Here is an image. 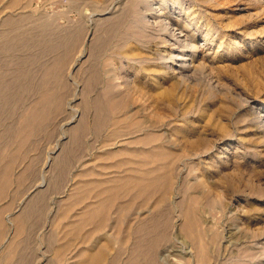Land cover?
Wrapping results in <instances>:
<instances>
[{
    "label": "bare ground",
    "instance_id": "1",
    "mask_svg": "<svg viewBox=\"0 0 264 264\" xmlns=\"http://www.w3.org/2000/svg\"><path fill=\"white\" fill-rule=\"evenodd\" d=\"M48 1L53 0H37L38 3L34 0H0V123L4 125L3 130L0 131V164H4L7 159H11L14 163L15 159L26 158L31 138L34 134L40 135V132L48 139L56 137L58 133V138L54 142L56 145L52 147V153H47L44 163L47 165L48 161H53V153L62 144L61 164H63L79 142L82 131L88 123L85 114L79 115L78 106L75 112H69L74 106L72 102L75 95L81 90L79 82L75 81L78 86L75 90L72 89L74 93H71L70 80L74 76H83L85 82L83 90L88 96L87 90L92 88L91 86L98 79V72L96 73L93 66L91 70V65H88L89 58H92L95 50L92 49L85 60L84 57L87 55L88 46L94 48L98 41L102 42V38L96 35L98 31H94L90 23L85 22V25V20L63 25L59 22L61 14L56 13V10L55 13L44 10ZM67 1L74 8H80L79 12L82 16L84 5L88 1L97 2V0ZM107 2L110 3L109 0H104L102 5L105 7L102 9L108 7ZM170 2L172 5L178 4L181 8L178 10V15L169 9ZM40 3L45 6L44 9ZM132 3H134L136 22L139 24L137 34L134 33L133 36L140 38L139 32H141L143 40L161 38L166 48L157 59L172 70L176 77L171 73L157 72V77H161V81L166 83H161L154 89L155 83L147 84L151 77L149 80L147 77L143 80L142 76L141 81L135 79L133 75H128L123 81L126 86L119 93L113 92L114 88L110 82L104 87L107 93L105 98L97 94L91 99L83 98L85 108L87 106L94 108L93 118L89 120L94 124L92 126L95 133L99 127L109 122L115 125L109 133V138L115 140L117 136H123L124 139L128 133L133 134V138L131 141L130 139L120 141L121 146L117 149H104V153H101L105 156L101 157L99 153L90 160L91 162L85 160L81 163L83 165L80 167L81 171L76 172L75 181L69 180L73 186L60 201L61 216L67 221L64 228L68 231L61 233L70 235V232L77 231V235L73 237H81H77L81 240L78 241L80 249L72 253L67 261L65 258L68 255L66 251L70 248L69 244H74L76 241L72 240L71 235L70 243L65 242L66 245L69 244L67 247L64 245L66 251L65 248L63 251L61 249V264L64 259L66 264H165L168 258L162 255L161 250L171 241L172 234L180 233L186 236L185 240L189 245L185 246L189 254L187 264H264V258L256 260L259 257V250L254 253L250 250V246L246 247V245V248L234 250L235 247H231V242L225 241L218 222L214 221L216 218L211 220L207 215L208 207H218L219 211L224 213L227 208L226 198L251 196L257 190L256 186H259L258 183H261L262 178L253 173L255 170H248L247 166L241 164V158L236 151L226 152L219 149L220 142L224 140H212L203 134L192 137L187 132L180 138L181 129L176 125L178 121L189 115V93L197 84L199 78L197 73L203 72V65H208V62L203 61L204 58L203 62H196V54L200 51L203 57L207 58L218 43L216 39L218 34H215L213 24L209 21L204 22L203 26L206 27L203 33L204 42L200 46L196 43L199 32L191 29L192 19L195 18L196 13L186 1L132 0ZM183 12L186 13V18L181 17ZM105 13L100 12V14ZM190 14H193L192 19L189 17ZM261 32L263 33L264 29ZM129 39L127 38L128 41ZM127 40L121 45L119 43L120 49L127 48ZM223 44L222 39L214 57ZM140 58L133 56L131 59L140 62L142 61ZM149 60L156 62V57H149ZM152 80L154 82V79ZM161 86L165 88L161 89ZM219 90L223 89L219 88ZM153 101H156V106L164 104L165 110L167 109L164 113L160 112L163 117L159 113L162 124L160 122L147 124L144 118L145 112L151 111L155 103ZM150 115L153 116L151 113ZM260 118L264 126V112L261 113ZM158 126H162L160 127L162 129L168 128L169 137H172L169 143L165 140L168 139L165 131H157ZM176 128L180 130L174 132ZM66 133L70 134L69 141L61 142L62 136ZM161 139L162 141L159 142ZM103 141L105 142L104 138ZM130 144L138 147L131 148ZM140 145H151V149H140ZM14 146L17 150L13 148ZM103 157L107 159L106 162ZM30 161L32 163L29 165L34 164L36 157H31ZM109 169L115 171L108 172ZM100 171L103 173L99 174ZM149 203L151 205L147 207ZM175 219H180L179 225ZM19 222L21 224L22 220ZM18 223V227L23 228ZM1 225L3 226L2 222L0 224L2 228ZM233 229L230 230L232 236L236 232ZM243 240L246 242L250 238L245 237ZM180 242L185 245V242ZM3 254L2 257L5 259ZM9 262L12 263L8 261V264Z\"/></svg>",
    "mask_w": 264,
    "mask_h": 264
},
{
    "label": "rangeland",
    "instance_id": "2",
    "mask_svg": "<svg viewBox=\"0 0 264 264\" xmlns=\"http://www.w3.org/2000/svg\"><path fill=\"white\" fill-rule=\"evenodd\" d=\"M34 1L35 3H38L37 0ZM109 1L110 3L107 2L106 6L108 7L105 9H102L105 7L102 5L104 0H97V2L88 1L83 8V13H84L83 16L85 17V19L81 15L82 13L79 12L80 8L79 9L74 8V6H72L67 0L48 1L45 5L46 8L45 6H43L42 3H40V6L43 9L45 8L44 10L48 12L54 11V13L56 10V13L61 14V17L59 18V22H61L63 25H68V24L71 25V24H75V22L79 23L78 21L83 22L85 20L84 23L85 22L87 24L90 23L94 31H98V33L96 32V35L100 37V39L102 38L101 40L102 42L98 41L94 48L88 46L87 55L86 57H84L85 60V58H87V56L90 55V52L95 50V53L93 51L92 58H89L90 60L88 61L89 62L88 65L89 64L91 65V70L93 66V69L96 71V73L98 72L97 73L98 83L96 82L95 83L96 85L94 84L93 86H91L92 88L87 90L88 92V96H87V93H85L83 90L85 84L83 76L82 77L74 76V78L70 80L72 83L70 87L71 90L72 89L75 90L76 87L78 86L75 81L79 82L80 84L79 88L81 90H78L79 92H77V94L75 95V99H74L75 101L73 100L72 102V104L74 105L73 106L74 109L70 108L69 112L70 113L75 112L76 107L78 106L77 108L79 115L85 114V116H87L88 118V123H90L89 125L87 123L85 129H83L82 131L83 134L81 133L82 135L80 137L79 142L77 144L75 143L76 144L75 147L77 145H79L80 147V151L77 152V155L81 153V157L79 161L81 163L82 162L84 163L85 160L86 162L92 160L93 157L96 156L97 154L99 155V153L101 154V157L105 156L104 154L102 155V153H104L105 150L111 148L117 149L121 146L120 141L123 140L128 141L129 139L131 141L133 138V134L131 133H128L126 136L124 135L125 136L124 139L123 136L122 137L117 136L115 140L109 138L110 137L109 133H111L112 129L115 127L113 123H109V122L99 127L97 129V132L95 133L94 126H92L94 124L93 123L91 124L90 122V120H92L94 115V108H92V106H87L85 108L84 107L85 105L82 102L84 99H86L87 97L88 99H91L96 94L98 96L102 95V97L105 98L107 96V93L104 87L106 83H110V82L114 88L113 92L119 93L120 91L124 90V87L126 85L125 82L123 81H125L128 75H133L135 79L141 81H142V76H143V80L146 79V77L149 80L151 77V80L154 79V82L153 80L152 81L150 80L147 84L151 85L152 83L153 84L155 83L153 86L154 89H156L159 84L161 85V83L162 84L166 83L161 81V77H157L158 75L157 72L171 73L174 77H176V75H174L172 70L167 68L162 61H159L157 59L160 53L162 54L164 52V49L166 48V46H164L163 43L161 42V38L154 37L153 39L145 38V40H143L141 32H139L140 38L133 36L134 33L137 34L136 30L139 28L138 26L139 24L138 22H136V18H135L136 16L133 7L134 3H132V0H116V1L109 0ZM184 1L187 2V5H191L190 8H192V10L194 9L196 13L195 18H193L194 20L192 19V16L195 13L190 14L189 16L193 21L191 29H196L199 32L197 34L196 43L201 46L202 42H204L203 33L205 32L206 27L203 25L204 22L206 21H209L213 24L215 34H218V36L216 37L218 43L215 44V47L212 50L209 49L211 50V52L210 54L207 55V58L203 57V54L200 51H198V53L196 54L197 55L196 62L206 61L208 62V65L207 66L203 65V72L197 73V76L199 77L197 79L198 80L197 84L195 83L196 86L194 85V87L191 88V91L189 93V97H188L189 110H190L189 115L181 119L180 122L178 121V123H176V125L177 126L179 125L181 129L179 136L181 138L183 137L182 134L187 132L190 133L192 137H197L198 135L203 134L204 136L206 135L209 136L210 138H212V140L213 139L224 140L220 142L219 149L225 150L226 152L229 150L236 151V154L241 158L240 159L241 164L245 167L247 166L248 170L251 171L255 170L256 172L253 171V173H255L258 177H261L263 179V180L261 179V183H258L259 186H256L257 190H255L251 196L246 198L240 197L241 199L238 197H234L233 199L226 198L225 202L227 208L224 211V213L219 211L218 207H208V211H207L208 212L207 215H209V219L212 220L216 218L214 221L218 222V225L221 228L223 236L226 239L225 241L226 242L227 240L228 242L230 241L232 245L231 247H235L234 250L236 249L237 251L239 248L243 249L250 246V250L254 253H257V251L259 250L258 251L259 257L256 260H261V258H264V126L260 122L261 113L264 112V32L263 33L261 32V30L264 29V0H259V1L257 0H184ZM174 5H172V3L170 2L169 9L171 11H174L175 15H178L177 14L178 10H180L181 8L178 7V4H174ZM93 11L95 14L93 13ZM100 12L101 13L106 12V13L100 14ZM181 17L186 18V13L183 12ZM87 19H89L90 21ZM112 27H116L114 28L115 30ZM99 34H101V36ZM127 38H130L129 41L127 40ZM222 39L224 40L223 47L220 48L219 52L214 57L215 50L217 49L218 44ZM126 40L128 41L127 48L126 47L124 49L122 48L123 50L120 49V45L122 44V42H126ZM127 51L130 53H128ZM199 52L201 53L200 55ZM133 56L134 58L141 57L140 59H142V61L139 62L137 60L131 59L133 58ZM129 57L131 58L129 59ZM149 57H154V58L156 57V62L149 60ZM129 60H131V62ZM210 64L213 66L210 67L209 66ZM145 65L148 66V68L149 67L150 68L148 69ZM129 66L131 67V69H129L130 68ZM135 73H137V75H134ZM123 74H125L126 76ZM216 75L219 76L216 77ZM76 78L78 79L76 80ZM195 78L197 77L195 76ZM221 79L223 80L221 81ZM219 81H221L223 84L222 83L220 84ZM120 85L123 86V89H121L122 86ZM220 85L223 87H220ZM218 87L220 89H223L224 91L219 90ZM164 88H165L164 86H161V89ZM226 89L227 91H225ZM73 90L71 93H74ZM83 92L85 94H83ZM70 97L72 98V95ZM153 102L155 103L153 104L154 106L152 105L151 111L145 112L144 118L147 124H150L151 122H155V124L156 123L159 124L161 118L159 113L160 112L164 113L167 110V109L165 110L166 107L164 104L163 105L161 104L162 106L160 105L156 106L157 104L156 101ZM156 112H158L157 115ZM150 113L153 114V116H151ZM162 113H160L161 116L163 115ZM78 117H76V120L78 119ZM152 118L154 119V121ZM148 119L151 121H149ZM160 123L162 124V121ZM158 127H159L157 130L158 132L165 131V136L168 135L166 136L168 139L165 138L163 139L167 140V142L169 143L172 137H169L170 132L168 128L164 127L162 129L160 128L162 126H158ZM180 129L176 128V131L174 132H178ZM69 135H70L69 133L64 134L62 136L63 139L61 142H65V141L68 142L70 139ZM103 138L105 139V142L107 140L106 143L103 141ZM95 139L97 140L95 141ZM161 141L162 139L159 142ZM130 146L131 148L138 147L135 144L133 145L130 144ZM143 146L144 145H140L139 146L140 149H146V150L151 149V145H145L144 147ZM55 153H57V151ZM55 153L53 154L56 155ZM103 158H104L103 160H105V157ZM110 171H115V170L109 169L108 172ZM104 172L108 173L107 171ZM77 173L75 171L73 173V176L74 175L76 176ZM101 173L103 172L100 171L99 174ZM150 205L151 203H149L147 207H149ZM243 207L244 208L247 207V209L246 208L244 209ZM179 221L180 219H177L175 222L176 223L178 222L177 224L179 225ZM247 226L249 230L247 229ZM232 229L236 231L233 234L234 237L231 235L232 233L230 232V230ZM243 235L244 236L247 235L245 237L250 238V240H247L245 242L243 240V238L245 239ZM171 237H172L171 241L168 243V245L167 244L164 245V247L161 250L162 255L164 257L167 256L168 258L165 264H187V259L189 254H187L186 252L187 251L186 247H188L189 245L187 240H185L187 239L185 238L186 236L180 233L177 235L172 234ZM231 238L233 239L230 240ZM234 238L236 240H234ZM177 240L185 242L184 243L185 245H183L182 242ZM178 246L179 248L181 246V248L180 249L177 248Z\"/></svg>",
    "mask_w": 264,
    "mask_h": 264
},
{
    "label": "crops",
    "instance_id": "3",
    "mask_svg": "<svg viewBox=\"0 0 264 264\" xmlns=\"http://www.w3.org/2000/svg\"><path fill=\"white\" fill-rule=\"evenodd\" d=\"M3 127L4 125L0 123V131L3 130ZM33 136L26 158L15 159L14 163L11 162V159H7L4 164H0V224L1 222L3 224L2 228L0 227V264H8V261H12L11 264H25L26 262L28 264H61V249L63 251L65 248V242L71 241L69 239L71 235L72 240L75 239L76 242L74 244L67 243L70 248H68L69 250L64 249V251L67 249L68 254L65 258L66 261L72 256V253L80 249L78 241L81 239H77L78 236L73 237L77 235L76 230H74L76 232L69 231L70 235L69 233L64 234H68L67 237L62 235L67 230L64 228L67 221L61 216L60 205L62 196L64 198L73 186L71 182H74L77 176H73V173L80 172L82 169L80 167L83 165L79 162L81 153L77 155L80 147L77 145L68 154L66 162L61 164L60 145L56 155L53 154L56 160L48 161L46 165L44 162L56 145L54 142L58 138V133L51 139L46 138L45 134L41 132L40 135L34 134ZM13 148L16 149L15 146ZM33 156L36 157V161L29 165L32 163L30 160ZM24 212L26 214H23ZM19 219L22 220L21 224L18 223L21 221ZM17 223L25 229L20 227L23 229L20 230ZM61 246L63 247L61 248ZM2 253H4L5 259L2 257ZM9 257L14 259L11 260ZM65 259L63 264H66Z\"/></svg>",
    "mask_w": 264,
    "mask_h": 264
}]
</instances>
